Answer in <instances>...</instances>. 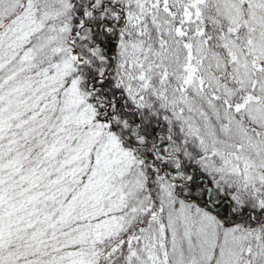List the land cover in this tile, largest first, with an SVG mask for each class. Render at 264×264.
<instances>
[{
    "label": "snow or ice",
    "instance_id": "1",
    "mask_svg": "<svg viewBox=\"0 0 264 264\" xmlns=\"http://www.w3.org/2000/svg\"><path fill=\"white\" fill-rule=\"evenodd\" d=\"M0 264H264V0H0Z\"/></svg>",
    "mask_w": 264,
    "mask_h": 264
}]
</instances>
